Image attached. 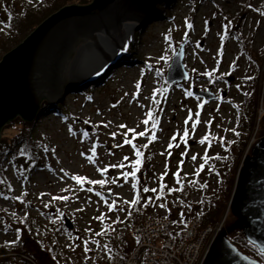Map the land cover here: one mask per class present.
Returning <instances> with one entry per match:
<instances>
[{"label": "rangeland", "instance_id": "obj_1", "mask_svg": "<svg viewBox=\"0 0 264 264\" xmlns=\"http://www.w3.org/2000/svg\"><path fill=\"white\" fill-rule=\"evenodd\" d=\"M0 1L16 12L37 13L56 0ZM173 16L169 21L152 15L137 25L128 48L113 59V64L95 77L75 78L74 85L62 91V101L56 102L60 110L39 117L36 133L43 145L38 167L25 178L10 166L13 197L0 195V255L6 251L13 258L11 264H33L24 259L19 252L22 249L40 264H103L114 256L117 247L126 244L134 249L140 243L128 233L135 223L131 201L138 196L147 213L137 223L152 214L182 216L180 224L176 223L179 230L192 212L201 214L210 199L229 205L228 185L235 157L250 154L247 148L252 133L264 138V0H203L199 4L185 0L174 9ZM1 23L0 32L7 40L8 27ZM140 27L144 31L139 34ZM127 28L123 27L125 35ZM183 41L184 64L193 77L170 85L165 75ZM246 44L259 55L262 70L245 53ZM97 57L93 45L84 48L74 75ZM255 83L261 87L257 108L244 98ZM193 88L211 89L218 98L207 102L194 94L187 96ZM200 104L204 105L202 109ZM246 108L256 109L253 128L243 116ZM189 110L193 120L185 124ZM148 112L159 121L155 129L153 120L143 123ZM196 112H200L201 122L193 129ZM185 129L189 132L186 144L182 139ZM140 132L146 135L139 136ZM153 134L155 140L150 139ZM205 136L208 140L201 144ZM169 143L173 145L170 149ZM140 146L147 149L141 153L143 162L136 165ZM206 151L209 159L196 175ZM192 155L197 156L195 161ZM133 171L134 177L124 175ZM75 176L83 182L78 183ZM178 179L184 181V197L173 201L158 197L160 183L178 189ZM99 181H103L102 189L96 187ZM203 184L208 187L203 188ZM141 186L150 191H142ZM153 188L157 191H151ZM106 192L111 194L110 199L104 197ZM109 205L114 207L109 210ZM64 217L74 223L73 230L63 228ZM118 220L119 230L113 225ZM222 221L225 228L227 211ZM13 240L15 244L7 243ZM16 250L19 255L13 254ZM104 251L97 258L91 255Z\"/></svg>", "mask_w": 264, "mask_h": 264}, {"label": "water", "instance_id": "obj_2", "mask_svg": "<svg viewBox=\"0 0 264 264\" xmlns=\"http://www.w3.org/2000/svg\"><path fill=\"white\" fill-rule=\"evenodd\" d=\"M164 0H93L85 6L61 8L46 18L19 45L0 60V140L5 126L17 117L33 122L43 102L56 103L62 91L74 85V72L84 48L93 45L108 60L110 56L98 42L102 34L110 43L124 45L123 25L136 27L155 14ZM183 41L174 53L165 80L170 85L190 79ZM182 53V54H181ZM207 102L217 97L211 92L191 89ZM225 97V94H222ZM229 211L235 218L227 230L241 231L246 241L264 254V138L251 148L238 169ZM104 197L110 199L106 192ZM68 230L74 223L64 217ZM204 264H261L240 251L226 236L217 237Z\"/></svg>", "mask_w": 264, "mask_h": 264}, {"label": "trees", "instance_id": "obj_3", "mask_svg": "<svg viewBox=\"0 0 264 264\" xmlns=\"http://www.w3.org/2000/svg\"><path fill=\"white\" fill-rule=\"evenodd\" d=\"M93 0H56L54 5L43 10L38 11L37 13L33 12L32 10L29 11H14L11 7L4 4L0 1V21L1 24L6 25L8 27L9 33L7 34L8 39L6 40L4 34L0 32V60L2 55L9 52L11 49L19 45L28 35H30L46 18L50 15L56 13L61 8L71 5H78V6H85L92 3ZM185 0H164L158 3L156 7V11L154 17L157 20H173V13L174 9L180 4L183 3ZM192 3L197 1L202 2L203 0H191ZM144 31V27L139 28V34ZM244 47L245 53L250 57L256 67L262 70L261 59L259 55L246 44ZM164 76V74H163ZM191 77L193 75L191 74ZM261 92L260 84L258 85L255 83L254 88L249 94H245L246 102L250 105L254 102L255 107L257 108L258 105V97ZM62 101L61 99L59 102ZM60 103H53L50 104L48 102H43L41 104L40 110L33 122H25L20 117H17L13 120L9 125L5 126L0 140V195L4 198L11 199L13 197V187L9 181V171L12 167L18 173L24 175L25 178H28L30 174L38 167V162L40 160V150L42 148L43 142L41 138L38 137L36 133V123L39 117L48 111L60 110ZM243 116H245L248 120L249 128H253L256 122V109L249 111V109H244L242 111ZM264 125V121H263ZM147 149V146H140V153H144ZM243 152V150H241ZM240 151V152H241ZM235 157L234 164L232 167V175L230 177L229 182V194L228 199H230L236 183V178L238 174V169L240 168L244 156L242 157L237 155ZM143 157H138L137 159L143 162ZM11 166V167H10ZM184 181H179V188L176 191H170L169 189L175 188H168L165 183H160L159 185V194L158 197L168 198L169 201H173L174 199H180L184 197L185 190H184ZM97 189H102L101 183L96 185ZM143 191V187H140ZM182 189V190H180ZM142 191L138 194L141 195ZM136 200L139 202L132 206V211L135 213V217L132 219L133 222H136L139 218L142 219L144 215L147 213L146 206L140 198V196L136 197ZM228 202L222 203L218 199H210L209 207L203 208V215H202V227L206 225H215L223 220V216L227 211V223L223 231H226V236L230 239L243 253L247 254L248 256L260 260L261 264H264V254L259 252V250L246 241L244 235L241 231H234L230 232L227 231L231 225L234 223L235 218L232 215L231 211H229ZM171 223H175L177 220V216L172 215L169 217ZM28 220H25L24 223H28ZM114 228L120 229L121 221L118 220L114 222ZM65 229V227H63ZM137 242H140V238H136ZM133 248H130L128 245H122L120 248L115 249L114 253L115 256L125 258L129 256L132 252ZM20 250V249H19ZM16 250L13 254L19 255L21 252L22 255H25V251ZM19 251V252H18ZM54 252V249L52 250ZM35 264H40L34 260V258L30 257ZM11 256H7L6 251H3V254L0 255V264H11L12 261ZM72 264H82L81 262H76Z\"/></svg>", "mask_w": 264, "mask_h": 264}, {"label": "built area", "instance_id": "obj_4", "mask_svg": "<svg viewBox=\"0 0 264 264\" xmlns=\"http://www.w3.org/2000/svg\"><path fill=\"white\" fill-rule=\"evenodd\" d=\"M257 140V132L252 133L247 149L250 150ZM192 213L190 218L186 215V225L180 230L166 215L159 214L130 225L129 233L141 239L140 245L129 256H110L103 264H204L211 246L223 231V221L204 228L202 213ZM182 219L180 216L177 223ZM105 252L91 255L97 258Z\"/></svg>", "mask_w": 264, "mask_h": 264}, {"label": "snow or ice", "instance_id": "obj_5", "mask_svg": "<svg viewBox=\"0 0 264 264\" xmlns=\"http://www.w3.org/2000/svg\"><path fill=\"white\" fill-rule=\"evenodd\" d=\"M188 27L191 28L192 25L189 24ZM197 47H199V45H197ZM181 54H182V53H181ZM161 59H165V58H164V57H161ZM157 74L159 75V72H158ZM205 75L211 76V73H205ZM249 79H251V77H249ZM136 87H137V89H139V88H140V85L137 84ZM156 91H159V89H157ZM186 95H187V96H192L193 93H192L191 91H188V92L186 93ZM205 103H206V101H205ZM198 107L202 109V108L204 107V105H203V104H200V105H198ZM147 116H148V119H145V120L143 121V123L146 125V124L149 123V120H153L154 122H153V125H152V126H153V128L155 129V128L158 126L159 121H158V120H155V118H154L152 112H148V113H147ZM195 116H196V119H195V122H194V124H193V129H195L196 125L200 124V122H201L200 119H199V117H200V112H196ZM190 120H193V116H192L191 110H189V115H188V117H187L186 120H185V124H187ZM205 123H206V124H207V123H210V121H207V122H205ZM120 127H126V126H125V125H120ZM129 131L135 132L134 129H129ZM232 131L235 132V129H232ZM113 135H115V134H113ZM138 135H139V136H144V135H146V133H145V132H140V133H138ZM236 135H239V133H236ZM188 136H189V132H188L187 129H185V130L183 131V136H182V139L184 140L185 144L187 143V137H188ZM150 139H151V140H155V139H156V136L153 134V135L151 136ZM171 139H172V140H175V139H176V136H173ZM206 140H208V136L203 137V139L200 140V143H201V144H204ZM125 143H129V144H131V141H130V140H126ZM177 146H179V145H177ZM209 146H211V142H210V141H209ZM172 147H173V145H172L171 143H169V149L172 148ZM91 150L93 151V153H95V148H94V147H93ZM136 155H137V157H140L142 154L137 150V151H136ZM182 155H183V154H182ZM217 158H219V157H217ZM191 159H192L193 161H195V160L197 159V156H196V155H192ZM202 159L204 160V163H201V164L199 165V169H198V170L196 171V173H195L196 175H199L200 172L204 170V165H205V163H207V161H208V159H209V156H208V154H207V151L205 152V154H204V156L202 157ZM140 163H141V160H140V159H137V161H136V165H139ZM180 164H183V161H180ZM115 166H116V165H113V167H115ZM120 166L123 167V165H120ZM166 167H167V165H166ZM105 171H107V169H105ZM165 174H166V173H165ZM124 175H125V176L132 175V176L134 177V176L136 175V172L133 171V172H131V173H125ZM174 175H175L176 177H179V176H180V173H179V172H176V173H174ZM73 179H75L78 183H82V182H83V178H81V177H79V176H75V177H73ZM160 179L162 180V179H163V176H161ZM99 183H103V181H99ZM177 183H179V179L177 180ZM193 183H195V181H193ZM202 187H203V188H206V187H208V185H207V184H203ZM89 190H90V189H89ZM169 190H170V191H176L177 189H169ZM180 190H182V189H180ZM143 191H144V192H148V191H150V189H148V188H144ZM151 191L155 192V191H157V189L153 188V189H151ZM57 199H61V198L57 197ZM62 199H67V197H63ZM138 202H139L138 200H133V201H131L132 204H136V203H138ZM201 202H202V201H201ZM164 206H165V205H163V204L160 205V207H164ZM113 207H114V205H109V210H111ZM81 210H82V209H81ZM97 219H101V217H97ZM7 243H9V244H15V243H16V240H13V241H11V242H7ZM85 243H87V242L85 241ZM85 251H90V249L85 248Z\"/></svg>", "mask_w": 264, "mask_h": 264}, {"label": "bare ground", "instance_id": "obj_6", "mask_svg": "<svg viewBox=\"0 0 264 264\" xmlns=\"http://www.w3.org/2000/svg\"><path fill=\"white\" fill-rule=\"evenodd\" d=\"M123 27H128L127 32L125 35V42L124 45L120 43V41H115L116 45L110 43L101 33L96 35V38L104 51L110 56L111 61H108L97 49L98 52V57L93 64L87 63L85 66H83V69L79 70L78 73L74 75V80L75 78L85 80L88 77H95L98 74H100V71L102 68H105L108 65L113 64V59H116L118 56L122 55L124 50L128 48L131 39L134 37L135 30L137 28L131 25H123ZM103 60H105L103 62ZM102 63L101 68L99 69L100 63ZM105 63V64H104Z\"/></svg>", "mask_w": 264, "mask_h": 264}, {"label": "flooded vegetation", "instance_id": "obj_7", "mask_svg": "<svg viewBox=\"0 0 264 264\" xmlns=\"http://www.w3.org/2000/svg\"><path fill=\"white\" fill-rule=\"evenodd\" d=\"M216 96H217V95H216ZM217 98H218V96H217ZM217 98H216V99H217Z\"/></svg>", "mask_w": 264, "mask_h": 264}]
</instances>
